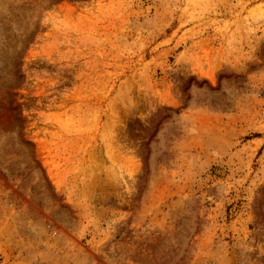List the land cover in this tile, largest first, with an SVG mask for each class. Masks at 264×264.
Instances as JSON below:
<instances>
[{
    "label": "rangeland",
    "instance_id": "obj_1",
    "mask_svg": "<svg viewBox=\"0 0 264 264\" xmlns=\"http://www.w3.org/2000/svg\"><path fill=\"white\" fill-rule=\"evenodd\" d=\"M0 264H264V0H0Z\"/></svg>",
    "mask_w": 264,
    "mask_h": 264
}]
</instances>
